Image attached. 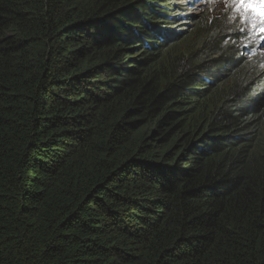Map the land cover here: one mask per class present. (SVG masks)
I'll use <instances>...</instances> for the list:
<instances>
[{"label": "trees", "instance_id": "16d2710c", "mask_svg": "<svg viewBox=\"0 0 264 264\" xmlns=\"http://www.w3.org/2000/svg\"><path fill=\"white\" fill-rule=\"evenodd\" d=\"M221 1L0 0V264H264V55Z\"/></svg>", "mask_w": 264, "mask_h": 264}, {"label": "snow or ice", "instance_id": "6c2138e0", "mask_svg": "<svg viewBox=\"0 0 264 264\" xmlns=\"http://www.w3.org/2000/svg\"><path fill=\"white\" fill-rule=\"evenodd\" d=\"M238 16V30L247 32L248 39L256 35L264 44V0H227ZM247 26V27H246Z\"/></svg>", "mask_w": 264, "mask_h": 264}, {"label": "clouds", "instance_id": "9594fccd", "mask_svg": "<svg viewBox=\"0 0 264 264\" xmlns=\"http://www.w3.org/2000/svg\"><path fill=\"white\" fill-rule=\"evenodd\" d=\"M224 1V0H223ZM222 4V1L220 2ZM225 8H228L230 6H224ZM254 45H255V50L260 52V54L264 55V44L261 43V39L258 38L256 35H254Z\"/></svg>", "mask_w": 264, "mask_h": 264}, {"label": "rangeland", "instance_id": "374dc122", "mask_svg": "<svg viewBox=\"0 0 264 264\" xmlns=\"http://www.w3.org/2000/svg\"><path fill=\"white\" fill-rule=\"evenodd\" d=\"M201 1L202 0H195V3L196 4H199V3H201ZM227 0H224V1H222V4L224 5V6H231V4L230 3H228V2H226ZM198 6V5H197ZM223 7H218L217 9L218 10H221Z\"/></svg>", "mask_w": 264, "mask_h": 264}, {"label": "bare ground", "instance_id": "6f19581e", "mask_svg": "<svg viewBox=\"0 0 264 264\" xmlns=\"http://www.w3.org/2000/svg\"><path fill=\"white\" fill-rule=\"evenodd\" d=\"M227 2V1H226ZM174 31V30H173Z\"/></svg>", "mask_w": 264, "mask_h": 264}]
</instances>
